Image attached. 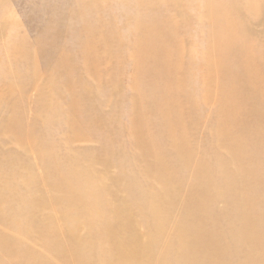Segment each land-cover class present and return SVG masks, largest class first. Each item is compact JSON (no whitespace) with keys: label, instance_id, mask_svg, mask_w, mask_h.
I'll use <instances>...</instances> for the list:
<instances>
[{"label":"bare ground","instance_id":"1","mask_svg":"<svg viewBox=\"0 0 264 264\" xmlns=\"http://www.w3.org/2000/svg\"><path fill=\"white\" fill-rule=\"evenodd\" d=\"M108 1L71 0L68 12L52 5L43 37L33 44L11 37L9 58L0 54V91L13 99L8 118L0 96V134L27 140L56 194L52 201L39 197L30 165L0 143V264H264V45L252 40L250 26L264 24V0ZM202 1L208 24L200 23V45L187 56L181 49L187 33L167 13ZM67 20L78 51L71 44L58 50L52 27ZM102 63L108 66L99 72ZM43 66L49 70L29 128L23 123L27 92ZM125 77L135 98L122 91ZM95 88L107 91L104 99ZM105 103L108 112L101 110ZM126 107L135 113L128 112V128ZM203 123L209 130L198 131ZM200 132L204 152L195 160ZM80 136L98 138L100 149L74 154L62 142ZM127 136L136 139L139 155L131 142L122 146ZM96 163L119 168L113 183L122 198L94 175ZM53 200L63 239L50 218L43 221ZM132 209L146 229L138 236L144 245L121 226L131 224ZM170 224L173 237L166 232Z\"/></svg>","mask_w":264,"mask_h":264},{"label":"rangeland","instance_id":"2","mask_svg":"<svg viewBox=\"0 0 264 264\" xmlns=\"http://www.w3.org/2000/svg\"><path fill=\"white\" fill-rule=\"evenodd\" d=\"M105 1H106V4L110 2L108 0H104V2ZM186 1H188V0H186ZM70 3H71V0H3V3L0 6V12H1L0 13V15H1V18H0V54H1V56H3L4 59L9 58V50L7 47H8V41L11 37L25 38L28 41H30L31 44H33L34 42L39 40L41 37H43V35L45 34L44 31L48 30L50 25H51V15L52 14H49L50 10L48 8H50V7L52 8L53 6L56 5L58 7H54V8L59 9L60 12H68V9L70 7ZM180 7H181V9H180ZM206 7H207V3L204 1H202V3H200V5H198V7H197V4L194 7H192V6L190 7L189 3L187 4V2L186 3L184 2V3H180V6L177 8L172 7L173 9H171V11H170L171 14L167 13V15H169V16L172 15L173 17L178 19V21H176V22H178L177 23V31L185 30V32L187 33L184 35V39L182 41V46H181L182 51L185 52V54L187 56L190 55V53L196 49L195 47L198 48V46L200 45V40L197 36V31H198V28L200 26V23H203L205 25L208 24L207 19H209V16L207 15ZM137 10H138V7L136 4H134L132 2L129 3L130 14L136 15ZM186 11H187V13H186ZM68 23H69V21L67 20V21H65V25H63L62 27H58L56 25H53V27H52L53 32H59L57 39H55L56 44L58 46V50L66 48L69 44H71V48L75 51H78L79 49L73 45V41L67 36L68 30L66 31V29H67L66 24H68ZM251 24H250V26L254 27L253 28L254 33L252 34V40H254L255 42H257L259 44L264 45V43H263L264 42V24L262 23V21L256 22L255 24H254V22H252ZM195 43H198V44L195 46ZM127 57H128V55H127ZM198 63L199 62H197L196 65ZM107 66L108 65L106 63H102L100 65V67L98 68V71L103 72ZM42 68H43V74L44 75L39 79L38 83L36 82L35 85L32 86L33 88H31L27 92V97H26V102H25V107H24V117H23L24 121H23V123L26 127H29V128L33 126L34 121H36V119H37L36 104H37V100H38L37 98L39 95V87L45 86L46 76H47L46 73L49 70V67H46V66H43ZM84 69L85 68L83 67L80 71H83ZM194 78H195L194 83L196 84L198 81V78H199V74H198V76H194ZM86 79H87V82L92 84L93 87L98 86V83L96 82L94 77L86 76ZM81 82H82V84H84L85 80H82ZM121 88H122V91L125 94H127V97L135 98V96H133V95H136V94L132 91V89L130 87L129 80L127 77H125L123 79ZM0 90H2V88ZM106 92L107 91H102V90L95 88V95H97L98 100L104 99L102 97V94H104ZM0 96H2V102L5 101V102H3V103H5L4 107L7 108L6 106H8L7 109L9 110V111L7 110V113H4L3 111L2 112L6 115V117L9 118L10 111H11L9 108L12 107L13 99L11 98V96H7V93L4 91H0ZM7 102H9V103H7ZM214 102L215 103L217 102L216 99H213L212 104L210 103L207 107H205L206 108L205 113L206 114L208 113L206 115V117L208 115H211V113L213 112V107L215 104ZM101 110L108 112L111 110V108L108 106V104L105 103L104 107H101ZM129 110L130 109L128 107H126L124 109L125 116H123L122 120H123V123L125 124L124 125L125 128H128V125H127L129 123L127 120L128 114H129V117H131V113H128V112L134 113V111H132V110L129 111ZM136 113H138V110ZM216 113L217 112L214 109V117H215ZM144 114H145V110L142 109L140 116L142 117V116H144ZM148 127H150L148 129H151L154 126H152V127L148 126ZM203 127H205L206 129L209 130V128L207 127V123H203L200 126V128H198L197 130L200 131ZM60 132L63 133L64 128H60ZM199 134L201 135V136H198V139H197V141L199 143L196 141V146H194V152H193V158L195 160H201L202 159V151L204 152V148H203L204 139H202L203 138L202 132H200ZM2 138L5 139V141H3ZM25 141H27V140L22 139L21 136L19 138L14 137L11 134V132L8 130H6V131L3 130V133L0 134V143L1 142L3 143V145H4L3 147H6L7 149L12 150V151L22 155L25 163L27 165H30V167L32 169L31 174L34 177H36V180H38V183L40 185L39 190H38V192L40 194L37 193V195L39 197L45 196L43 198L44 199L47 198L46 200L50 201L51 199H53V197L56 194H55L54 190L52 191V190L48 189V187H47L49 185L48 183H50L49 176L46 172L44 165L40 164L39 153L35 149H33L32 147H29V145ZM62 142L68 143V145L71 143V145H69V147L77 152L74 154L86 153L89 151V149H93V150L97 149V151H98L101 147V144H102V141L96 137L94 139H91V138L86 139L83 136H80V137H64L62 139ZM130 144H131L132 151L139 155L141 152V148L138 145H136V139L132 136H127L126 141H124L122 143V146L128 147ZM84 148H85V150H84ZM197 150H199V151H197ZM143 159H146V158L143 157ZM103 165L104 164H102V163H96L92 167V170L95 173L94 175L97 176V173H98V176L105 179L106 183L109 180L107 185L110 187L111 191L114 193V196H118L119 198H122L120 193L123 194V192L121 190H118V187L113 183V181L116 179L115 177H117L119 172H120L119 168L117 166H114V165H110L107 168H103ZM139 165L141 166L140 162H139ZM146 166L147 165L142 164L141 167L145 168ZM193 166H195V165H193ZM234 168L237 169V167H234ZM53 201H54V203H46L45 204V209L43 212V214H44L43 215V221L48 222V220L50 218L49 221L50 222L52 221V223H54V225H57L56 226V229L58 228L57 229V236L60 239L61 238L63 239L64 237H62V234H63V231H66V228H65V226H63L64 224H63V220H62V217L60 214V210H59V207L57 206L58 204H56L57 201L56 200H53ZM179 204H182L181 201L179 202ZM223 206H224L223 203H219V204L217 203V207L222 208ZM56 208H58L57 209L58 211L56 210ZM54 211L56 212L57 216H56ZM47 212H50V213H47ZM174 213H177L178 217L182 216L183 214H184L183 216H185L184 211L177 210V212H175V210H173L172 214H174ZM128 214L131 215L130 216L131 224L125 220V221H123V223L121 225L130 231V234L128 235V237L131 235L132 236L137 235V237L135 239H138V240L133 241L137 245H144V244L148 243V242H145L146 241L145 239L138 237L140 235L144 236L145 232H146L145 227L143 225H140L141 222H140V218L138 217L140 215L136 212L135 209H132L131 212H128ZM54 219H55V221H54ZM61 226H63V227H61ZM174 230L173 229L171 230V224L168 225V227L166 228V232L168 234V237L169 236L170 237L175 236V234L177 232H176V229H174Z\"/></svg>","mask_w":264,"mask_h":264}]
</instances>
